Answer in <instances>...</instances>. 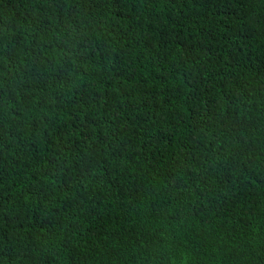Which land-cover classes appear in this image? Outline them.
I'll return each instance as SVG.
<instances>
[{"label":"trees","instance_id":"16d2710c","mask_svg":"<svg viewBox=\"0 0 264 264\" xmlns=\"http://www.w3.org/2000/svg\"><path fill=\"white\" fill-rule=\"evenodd\" d=\"M0 264H264V0H0Z\"/></svg>","mask_w":264,"mask_h":264}]
</instances>
